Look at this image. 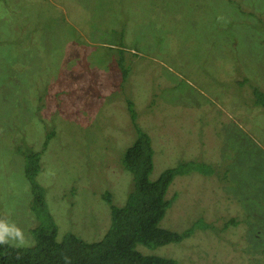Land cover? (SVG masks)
Returning a JSON list of instances; mask_svg holds the SVG:
<instances>
[{"label":"rangeland","instance_id":"obj_1","mask_svg":"<svg viewBox=\"0 0 264 264\" xmlns=\"http://www.w3.org/2000/svg\"><path fill=\"white\" fill-rule=\"evenodd\" d=\"M253 86L264 91V0H0V230L34 243L25 161L41 151L36 180L59 237L100 240L105 193L124 205L132 189L122 157L139 127L155 149L152 179L183 161L216 168L176 176L160 222L210 225L140 249L179 264H264V109Z\"/></svg>","mask_w":264,"mask_h":264},{"label":"trees","instance_id":"obj_2","mask_svg":"<svg viewBox=\"0 0 264 264\" xmlns=\"http://www.w3.org/2000/svg\"><path fill=\"white\" fill-rule=\"evenodd\" d=\"M254 13L250 12L251 15ZM119 53V63L126 78L131 62L126 64L123 50L120 49ZM253 88L255 104L264 109V91L256 86ZM132 115L135 116L133 109ZM53 132L47 134L48 139ZM154 153L151 136L138 127L137 139L122 157L124 168L132 173V189L124 205L113 203L111 193H105L111 205V224L104 236L96 241H87L70 231L59 237L60 227L48 209L46 188L36 180L41 169V151L26 154V175L32 184L33 207L39 214L38 223L32 228L35 241L30 246L10 242L0 244V264H179L175 258L145 253L140 247L156 248L179 243L192 236L196 227L210 225L198 221L183 231H177L161 226L160 222L176 198V195L167 197L176 176L194 171L209 175L216 168L206 161H183L152 179ZM74 193L72 191L71 195Z\"/></svg>","mask_w":264,"mask_h":264},{"label":"clouds","instance_id":"obj_3","mask_svg":"<svg viewBox=\"0 0 264 264\" xmlns=\"http://www.w3.org/2000/svg\"><path fill=\"white\" fill-rule=\"evenodd\" d=\"M9 235L12 237V240L17 242L18 244L24 243V236L21 230L16 229L10 232L9 229L3 228V230H0V244L9 243Z\"/></svg>","mask_w":264,"mask_h":264}]
</instances>
